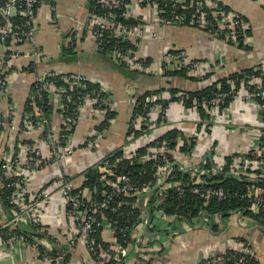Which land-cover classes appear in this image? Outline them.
Returning a JSON list of instances; mask_svg holds the SVG:
<instances>
[{
  "label": "built area",
  "instance_id": "built-area-1",
  "mask_svg": "<svg viewBox=\"0 0 264 264\" xmlns=\"http://www.w3.org/2000/svg\"><path fill=\"white\" fill-rule=\"evenodd\" d=\"M97 1L108 6L122 4L121 0ZM258 1L264 5V0ZM162 2L166 7L170 6L172 9H179L181 12L189 10L191 14L188 19V26L204 30L214 40L237 46L240 37L243 36L244 41L247 39L245 31L248 29V25L244 18L234 11H224L212 0H162ZM143 3L144 0H129L123 4L125 17H140L141 23L137 25L128 27L117 21L115 14L112 13L98 15L90 12L86 19L78 25L80 31L75 30V35L80 36L83 31L88 32L94 37L97 48L101 44L100 38L104 37L106 32L105 38L107 40L114 38L121 42L128 40L136 47L142 39L158 38L157 32L145 27L151 25L152 22L157 25L182 26L183 12L181 16L178 15L176 21H170L161 16V12L164 13L165 9L159 8L156 3L148 2V0L147 3ZM42 4L47 5L50 11L54 12V0H4L0 3V47L5 54L4 66L0 72V97L6 96L9 87L8 79L15 72L12 65L14 59H20L21 56L25 55L27 59L30 58V61H35L43 55L36 46L37 27L35 23L37 9ZM140 10L148 11L149 14L142 15ZM19 15L23 17V20L17 24L15 17ZM16 43L27 45L29 50L21 51V49L15 48ZM117 43L108 51V55L113 61L116 63L124 62L131 70L152 73L151 62H144L145 57L139 55L137 49L124 51L118 47ZM6 51H11V55L7 57ZM219 62L218 60L197 59L190 54L189 50L184 48L168 46L163 50L160 60V71L163 74L185 69L189 76L196 79L209 75L208 82L204 86L215 85L216 87L215 92L209 98L202 99L201 102V107L207 114V118L201 117L197 105L190 108L186 107L182 97L174 101L183 110L192 109L195 115L191 119L192 128L186 136L188 142H194L193 147L188 152H183L180 149L183 142L181 134L184 124L187 123L186 119L180 120L173 116L170 117L168 112L171 110L170 107L168 108V104L163 107L160 103L162 99L160 100V97L155 93L146 95L143 101H137L139 95L136 96L130 86L128 87L131 115L127 127L130 130L138 129L141 124L147 125L146 134H150L148 142L160 136V132L156 133L159 130L175 128L179 132L174 138L175 144L173 146H169L165 141L158 145V142L155 141L154 146L139 156V160L142 162L152 161L156 166L152 183H136L124 174L116 176L115 179H108L106 175L110 173L109 167H107L106 162H102L105 156L93 163L100 164L99 169L103 173L101 179L110 185L111 189L110 192L102 190L101 199H96L92 191L82 186L84 173H82L81 182L76 176L78 174L70 173L68 168L71 158L77 151L84 154L85 150L89 151L98 146L103 133L96 126L105 119L109 121L110 125L114 122L115 117L108 119L109 113L115 111V104L114 99L110 96L107 83L99 78L77 72L65 73L48 70L36 76L33 79L34 94L36 95L31 97L32 112L23 117L21 125L15 123L14 119L11 124L8 119L12 114L11 107L8 113L0 114L1 133L15 130L18 127L19 130L21 129L20 140H31V143L19 142L17 144L19 150H17L16 155H13V143L9 145L10 153L1 161L0 187L11 188L8 200L11 217L7 220L5 216H2L0 228H8L12 223L17 222L43 226L40 217L43 208L57 202L63 205L65 216L76 225L77 229L76 238L67 239V247H60L61 252L71 250L80 240L90 257L99 261L100 264H104L102 258L106 253L95 237V233L98 229L102 232L107 228L112 229L114 235L111 222L101 211L107 208L116 211L124 204V201H119L116 205L111 204L114 201V196L120 197L121 195L134 197V201L127 202V204L131 203L133 207L140 208L139 219L129 229V235L135 236L136 240L142 237L144 243L157 242L163 247L168 246V234L170 237L178 235L183 233L187 227L198 225L210 231H213L212 226L217 224L220 232H226L232 227H239L245 230L249 229V231L258 229L264 234V186L258 184L260 181L264 182V86L262 85L264 62L254 67L255 71L259 70L260 73L245 75L240 79H231L225 76L223 84L228 86V90L222 88L221 78L214 79L213 74H210L219 67ZM51 77H56L58 83H55ZM89 84H95L97 87L88 89ZM178 95H183V92ZM43 99H47L53 107V113L60 115L59 125H52V117L45 116L44 104L41 103H46V101ZM228 99L231 101L226 104ZM234 100H241L247 105L256 107L260 119L257 122L234 123L228 117L229 107ZM138 106L141 108L140 112L135 111ZM85 111L91 114L93 127L86 133L82 143H75L73 133L81 124ZM218 127H224L227 131L241 130L246 138L245 144L237 150L230 149L219 154L220 162L212 168H199L198 162L201 159L204 161L205 158L201 156L203 154L206 156L214 150L215 138L211 136L210 131H216ZM34 133L36 135L31 137ZM126 138L128 143L121 146L124 154L128 157H136L135 149L128 148L134 138L132 140H129V136ZM200 139L206 140V143L202 145L203 148L197 147L200 146L197 144ZM196 151H198V155H195ZM222 163L228 164L231 175L249 182L244 192L234 193L245 204L242 210L234 211L227 217H221L220 214L210 217L201 210L199 218L195 217L191 223H186L183 220L165 215L159 207L149 208V196L150 193H153V189L159 202L165 199V189L175 188L179 191L178 183L166 182V177L173 171L175 164L181 169L191 171L192 184L194 185L191 191L205 204L210 199H225L229 195L221 187L205 186V177L218 173L223 167ZM35 176L41 178L39 186L32 185L31 180ZM155 186L157 187L154 188ZM56 196H58L57 200H55ZM144 209L150 211L151 219L146 216ZM245 212H249L251 215L247 216ZM162 222L165 223L163 228L160 227ZM127 228H122V232L126 233ZM41 230L44 228L41 227ZM141 234L143 236H140ZM113 240L114 245L110 247L107 253L115 261L113 264H134L128 259L130 250L128 244L123 245V241L118 242L115 235ZM8 241L9 243L13 242L12 240ZM8 241L5 242L0 237V243L7 244ZM58 242V239L55 238V244H59ZM219 242L221 243L218 247H214L215 243H213L204 248L201 251V256H198L193 264L199 262L204 264H254L256 259L255 248L250 239L241 238L237 240L229 237L222 238ZM13 243L29 245L35 249L38 257L40 252L37 246L41 245L45 247V250L51 249L50 243L45 239H39L36 244H30L20 237ZM146 247L147 245L138 249L139 252L144 253ZM51 256L45 251L41 259L45 262L57 260ZM140 256L144 260L149 259L146 254ZM150 264H156L155 260H150Z\"/></svg>",
  "mask_w": 264,
  "mask_h": 264
},
{
  "label": "crops",
  "instance_id": "crops-1",
  "mask_svg": "<svg viewBox=\"0 0 264 264\" xmlns=\"http://www.w3.org/2000/svg\"><path fill=\"white\" fill-rule=\"evenodd\" d=\"M92 0H54V12L50 11L47 5H40L35 16L37 27L36 40L37 48L42 51L43 55L35 61H30L27 56H21L20 59L13 60L14 74L10 76L9 87L5 97H0V114L8 113L11 107L14 111L8 119L16 123V112L25 104L30 93L31 81L38 75L48 70H54L65 73H82L90 77L99 78L105 83L110 91V96L114 99L115 118L114 122L104 131L97 147L84 151V154L77 151L69 162L68 171L78 174V181L82 182V173L94 165L96 161L112 152L118 145L122 143L125 128L131 115L130 95L127 92L128 87L136 93V96L147 91L162 89L157 94L160 100L169 99L171 88H177L179 93L182 90H198L208 82V76L200 79H188L182 76L165 75L160 71V60L164 48L172 46L175 48H184L189 50L190 54L197 59L218 60L219 67L212 73L214 79H220L232 72H240L244 69L251 68L264 62V5L258 0H212L215 4L218 2L226 5L229 10L240 14L248 25L249 35L244 45L247 49L234 46L233 44L223 43L220 40H214L204 30L190 26H166L157 25L152 22L146 25L148 30L158 33V38L142 39L138 42L136 49L142 57L149 58L153 67L152 73L136 72L135 76L125 75L119 70L118 66L107 56L97 51L95 40L92 35L85 32L80 36L74 34L79 30V24L86 19L90 13L89 9ZM146 13V14H145ZM140 14L148 15V11L140 10ZM76 30V31H75ZM82 32V31H81ZM77 36V37H76ZM21 51L29 50L27 45H15ZM21 55V54H20ZM23 55V54H22ZM5 54L0 47V69L4 66ZM28 68V71L26 69ZM135 71V70H134ZM138 73V74H137ZM181 91V92H180ZM171 110L170 117L180 120L186 119L182 129V139H187V132L192 128L191 119L195 116L194 112L189 109H181L174 101L168 102V108ZM228 117L234 123L243 121L257 122L260 114L256 107L247 105L241 100H234L228 111ZM61 117L58 113L52 115V125L60 124ZM93 121L88 111L83 113L81 124L73 133L75 143H80L86 133L92 129ZM166 130H159L160 135ZM19 129L0 132V164L1 161L8 157L10 153L9 145L14 141V136L19 134ZM179 132V131H178ZM215 138L213 143V154L217 157V163L220 162L219 154L225 153L232 149L237 150L245 144L246 138L241 130L227 131L224 127H218L216 131H210ZM36 134H32L34 137ZM152 135V134H151ZM150 134L138 136L132 140L128 148L136 149L143 146L149 141ZM21 139V136H19ZM82 143V142H81ZM206 143L205 139H200L197 143L202 145ZM9 144V145H8ZM8 145V146H7ZM202 151V149H200ZM198 151L195 155H198ZM81 173V175H80ZM84 175V174H83ZM32 185L39 186L40 177H34ZM80 183V182H79ZM58 196H56V199ZM62 204L53 203L49 207H44L40 215L44 228H48L51 236L58 239L59 244H55L56 259L53 262H45L35 249L29 245H18L13 242L3 244L0 243L1 264H100L94 260L85 249V246L79 240L75 247L69 251H65L61 255V248L67 247L66 240L71 237L76 238V225L68 219L64 214ZM3 213L0 212V218ZM145 228V227H144ZM153 230V229H149ZM146 233V232H145ZM144 233V235H145ZM165 233V232H164ZM168 233V232H167ZM220 235V236H218ZM140 236H143L142 234ZM102 240L114 245V235L112 229H104L100 233ZM240 240L247 238L253 241L256 259L259 264H264V234L258 229H243L232 227L226 232L210 231L202 226L187 227L183 233L169 236V245L162 246L157 242L144 243L140 237L136 240L132 237L128 243L129 261L134 264H143L144 261L140 256L146 254L149 259L155 260L156 264H193L204 248L214 244L218 247L222 238ZM142 240V241H141ZM144 253L138 249L146 246ZM68 255V256H67ZM109 259L108 255H104V262ZM146 261V260H145ZM154 262V261H153ZM198 264H204L199 262Z\"/></svg>",
  "mask_w": 264,
  "mask_h": 264
},
{
  "label": "trees",
  "instance_id": "trees-1",
  "mask_svg": "<svg viewBox=\"0 0 264 264\" xmlns=\"http://www.w3.org/2000/svg\"><path fill=\"white\" fill-rule=\"evenodd\" d=\"M4 0H0V3H2ZM129 0H121L122 4L119 6H113V5H105L102 3H99L97 0L91 1V6L89 11L91 13H96L98 15H103L106 13H112L115 14V18L120 23L130 27L137 25L141 23L140 17H125L123 14L125 11V7L123 6L124 3L128 2ZM148 2L156 3L159 8L165 9L164 13L161 12V16L164 18L170 20V21H176L178 15L181 16V13H184V20L182 22V25L188 26V19L190 17V11H180L179 9H172L170 6H165L164 2L162 0H148ZM144 3H147V0H144ZM143 3V4H144ZM217 6L223 9L224 11L229 10V8L224 5L221 2L217 3ZM182 13V14H183ZM15 23L19 24L20 21L23 20V17L21 15L15 17ZM246 35H249V29L246 31ZM76 34V32H74ZM82 35L85 34V31L81 33ZM107 33H104V37L102 36L101 44L99 47H97V51L100 52L102 55L109 57L112 61L113 59L108 55V51L112 49V47L115 46V43L118 44V47H121L122 50L127 49H133L135 50L136 47L133 45L130 41H124L121 42L119 39H106L105 36ZM8 43V42H7ZM21 43H16V45ZM244 37L239 38L238 47L247 49V45H244ZM18 48V47H17ZM7 57L11 55V51L5 52ZM144 62L148 63L150 62L149 58H144ZM121 70L122 73L129 76H135L136 72L140 73V70H131L127 64L124 62L116 63L113 61ZM260 65V64H258ZM255 66L244 69L240 72H232L229 73L227 76L231 79H240L241 77L245 75H254L256 73H260L259 70L254 69ZM2 68V67H1ZM2 69H0V72ZM28 71V68L26 69ZM137 73V74H138ZM165 75H172V76H182L184 78H190V79H196L194 77H191L188 75L187 71L185 69H181L178 71H171L166 72ZM208 76V75H207ZM52 78V77H51ZM50 78V79H51ZM206 78V77H205ZM55 83H58L56 77L52 78ZM225 78H221L222 81V88L224 90H228V86L226 84H223ZM31 87H30V93L28 98L25 101V104L23 107L16 112V122L21 125L22 119L25 115L32 112V100L31 97L35 92V84L33 83V80L31 81ZM262 85L264 86V78L262 81ZM97 87L95 84H89L87 86L88 89H92ZM215 85H205L202 88L198 90H182L183 95L179 96L177 95L178 89L177 88H171L169 90L170 97L166 100H161L160 103L163 107H165L169 101H175L179 99L180 97L183 98V103L186 107L190 108L194 105H197V108L200 112V115L202 118H207V114L204 112L203 108L201 107L202 99L209 98L214 92H215ZM162 89H156V90H147L137 97V101H143L146 95H149L151 93H157L160 92ZM181 92V91H180ZM36 99V97H35ZM38 100V99H37ZM46 101L44 104L43 112L45 116H48L49 118L53 115V107L50 105V103L47 101V99H43ZM231 100H227L225 102L228 104ZM39 104V101H37ZM40 104V105H41ZM139 107V106H138ZM135 108V111L140 112L141 108L139 107ZM14 111L13 109H11ZM116 113L115 111H112L108 115V119L115 117ZM110 126V123L107 119L102 121L99 125L96 126V128L102 132L105 129H107ZM147 132V125H139L138 129H129L127 126L125 128V133L123 135L122 144L113 150L112 152H109L103 159L102 162L107 163V167H109V174L106 175L108 179H115L118 175H127L129 178L136 182V183H147V182H153L154 180V173L156 171V166L153 164L152 161L149 162H142L139 160V156H142L146 153V151L154 146L155 141L158 142V145L163 143L164 141L169 144V146H173L175 144L174 138L178 134V130L175 128H169L166 130L162 135H160L157 139H154L153 141H150L146 143L143 146L136 147L135 156L137 157H128L124 154L121 146L128 143L127 136L130 137L129 140H132L133 138L140 137ZM21 133V129L18 132ZM16 134L14 136L13 141V149L14 154L16 155L17 150L19 148L17 147V144L19 142L22 143H31L30 139L27 140H20V135ZM9 145V144H8ZM7 145V146H8ZM194 145L193 141L188 142L186 138L183 139L182 145L180 147L181 151L188 152L190 148H192ZM204 158V161L198 162L199 168H212L214 165H216L217 157L214 156L213 152L206 155L203 154L201 156ZM227 161V160H226ZM100 165V164H99ZM98 164L91 165L88 167L84 172V180L82 182V186L89 189L94 193V196L96 199H101V192L102 190H105L106 192H110V185L106 184L105 181L101 179L102 177V171L99 169ZM223 167H221V170L218 173H214L213 175H210L208 177H205V186L211 187V188H218L221 187L228 193V197H226L223 200H217V199H210L208 203H204V201L199 198L195 193H193L191 190L194 187L192 184L193 177L191 176V171L181 169L178 165L174 166L173 171L169 174V176L166 177V182H175L178 183L180 186L179 191H177L175 188H167L165 189V199L161 202H159L155 196V190H153V193H150L149 196V208L154 209L155 207H159L165 215H168L170 217H174L176 219H180L185 221L186 223H191L192 219L197 217H200V211L203 210L206 215L210 217H214L215 214H220L221 217H227L230 214H232L234 211L242 210L245 207V204L239 199V196L235 195L234 193L237 192L238 194L245 191L246 186L249 184L245 179H237L231 173L229 172L228 164L224 165L222 163ZM1 164H0V175H1ZM151 182V183H152ZM258 184L264 186V182H258ZM11 188H5L0 187V212L3 213V215L7 218V220L11 217L10 215V206L8 204L9 196H10ZM181 191V192H180ZM134 197L129 196H121L117 197L114 196V201L111 205H116L119 201H124V204L119 207L116 211H112L110 208L104 209L101 211L105 215V217L111 222V225L114 230V235L117 237L118 242L123 241V245H127L129 242H131L132 236L129 235V229L133 227L138 219L140 214V208L133 207L131 203L127 204V202L134 201ZM245 215L249 216L251 215L249 212H245ZM3 216V217H4ZM253 217V215H252ZM2 218H0L1 221ZM189 225V224H188ZM41 227L44 228L42 225H37L34 223H25V222H17L12 223L8 228L1 229L0 237L7 242L8 240H12L13 242L18 238H23L25 241H27L30 244H36L39 239H45L47 240L50 245L51 249H46L45 247L39 245L37 246V249L40 252L39 257L41 258L45 251H47L50 255H52V258L56 257V249L53 246L55 245L54 238L51 236L48 228H44V230H41ZM128 227L127 232H122V228ZM213 231H219L217 224L212 226ZM100 229H98L95 233V237L97 238L98 242L102 245L104 252L107 253L110 250V247L112 246L109 242H106L102 240L100 237ZM124 234V235H123ZM125 238V240H124ZM9 243V241H8ZM3 251L0 250V258L2 256ZM233 252V251H232ZM63 255V252L61 253ZM68 256V255H67ZM2 259V258H1ZM104 260V257L102 258ZM101 260V259H100ZM144 260V259H143ZM150 260H144L141 261L143 264H150ZM258 259H255L254 264H259ZM99 262V261H98ZM115 261L112 260L111 257L107 261L104 262V264H113Z\"/></svg>",
  "mask_w": 264,
  "mask_h": 264
},
{
  "label": "water",
  "instance_id": "water-1",
  "mask_svg": "<svg viewBox=\"0 0 264 264\" xmlns=\"http://www.w3.org/2000/svg\"><path fill=\"white\" fill-rule=\"evenodd\" d=\"M175 165H177V164H175ZM184 170H187V169H184ZM157 186H155L154 188H156ZM154 190V189H153ZM144 211H145V213H146V216L149 218V219H151V213H150V211L148 210V209H144ZM1 264V263H0Z\"/></svg>",
  "mask_w": 264,
  "mask_h": 264
},
{
  "label": "rangeland",
  "instance_id": "rangeland-1",
  "mask_svg": "<svg viewBox=\"0 0 264 264\" xmlns=\"http://www.w3.org/2000/svg\"><path fill=\"white\" fill-rule=\"evenodd\" d=\"M225 77V76H224ZM164 225H165V223L164 222H162V224H161V228H163L164 227ZM0 261H1V259H0Z\"/></svg>",
  "mask_w": 264,
  "mask_h": 264
}]
</instances>
